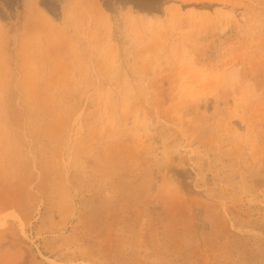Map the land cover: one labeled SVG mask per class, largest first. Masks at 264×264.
Instances as JSON below:
<instances>
[{"label":"rangeland","instance_id":"374dc122","mask_svg":"<svg viewBox=\"0 0 264 264\" xmlns=\"http://www.w3.org/2000/svg\"><path fill=\"white\" fill-rule=\"evenodd\" d=\"M0 264H264V0H0Z\"/></svg>","mask_w":264,"mask_h":264}]
</instances>
